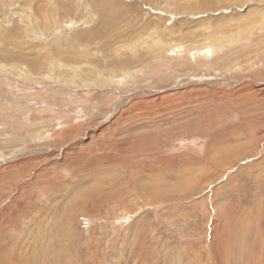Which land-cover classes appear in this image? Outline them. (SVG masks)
<instances>
[{"label": "rangeland", "instance_id": "374dc122", "mask_svg": "<svg viewBox=\"0 0 264 264\" xmlns=\"http://www.w3.org/2000/svg\"><path fill=\"white\" fill-rule=\"evenodd\" d=\"M0 264H264V0H0Z\"/></svg>", "mask_w": 264, "mask_h": 264}]
</instances>
